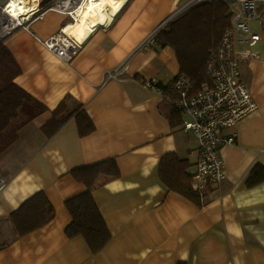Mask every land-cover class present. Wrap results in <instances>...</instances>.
<instances>
[{
  "label": "crops",
  "instance_id": "1",
  "mask_svg": "<svg viewBox=\"0 0 264 264\" xmlns=\"http://www.w3.org/2000/svg\"><path fill=\"white\" fill-rule=\"evenodd\" d=\"M9 1L0 0L2 11ZM191 1L126 0L70 64L43 45L71 22L47 11L50 3L42 18L25 20L27 28L4 39L21 69L16 83L48 112L0 153V173L8 183L0 194V264H264V182L246 187L251 171L264 167V13L252 23L261 41L237 47L258 109L234 128L236 143L221 149L225 181L205 191L204 204L198 205L160 179L165 155L188 161L194 174L199 151L183 128L184 118L177 113L181 123H172V109L144 86L150 80L167 85L180 73L176 52L157 43L141 46L167 20L171 24L195 7ZM123 63L128 67L123 79L108 80V72ZM67 97L83 105L95 131L81 135L72 118L48 138L42 128ZM108 159L116 160L120 177L97 189L94 199L110 241L93 253L84 238L66 234L72 222L66 202L86 191L72 171ZM40 192L55 217L22 236L15 226L19 212Z\"/></svg>",
  "mask_w": 264,
  "mask_h": 264
},
{
  "label": "trees",
  "instance_id": "2",
  "mask_svg": "<svg viewBox=\"0 0 264 264\" xmlns=\"http://www.w3.org/2000/svg\"><path fill=\"white\" fill-rule=\"evenodd\" d=\"M43 0L37 16L43 12ZM230 0H217L191 8L174 22L160 29L155 38L162 48L171 47L176 52L180 76L196 82L198 88L207 82V65L212 51L220 44L223 35L231 28ZM2 9L0 8V14ZM21 74L20 66L12 53L0 40V153L12 147L20 138V132L48 108L22 89L16 79ZM170 82V83H171ZM165 84L160 83L162 88ZM75 118L81 135L95 131V125L82 104L67 97L52 112L51 120L42 128L46 137L56 135L64 125ZM169 119L180 124L179 115L171 110ZM190 164L176 154L164 156L160 164V179L171 191H176L198 205L204 204L206 195L193 187L194 174L189 173ZM74 179L85 185L86 191L66 202L72 222L66 228L69 238L82 237L93 253L102 251L110 241V232L94 199V192L108 182L120 177L115 159L77 168L72 171ZM264 182V167L256 166L246 180V187L253 188ZM16 228L20 235H27L42 228L55 217V210L45 193L30 198L19 212ZM22 214H24L22 216Z\"/></svg>",
  "mask_w": 264,
  "mask_h": 264
},
{
  "label": "built area",
  "instance_id": "3",
  "mask_svg": "<svg viewBox=\"0 0 264 264\" xmlns=\"http://www.w3.org/2000/svg\"><path fill=\"white\" fill-rule=\"evenodd\" d=\"M217 0H192L190 6L211 3ZM83 0H56L47 11L59 13L71 22L82 7ZM231 28L223 35L220 44L212 51L207 65V82L200 88L186 76L160 86L157 80L145 81L144 86L161 95L162 100L176 113L186 119L183 128L195 136L199 147V160L193 178V187L199 193L225 181V164L221 149L237 140L236 125L253 114L258 105L243 79L238 45L253 47L261 41L260 34L252 30V23L260 22L264 13V0H230ZM40 11V10H39ZM38 11V12H39ZM5 13V9H4ZM0 14V40L12 35L19 28H27V21L5 19ZM44 16L40 13L37 19ZM8 20H11L9 23ZM172 21V20H171ZM167 20L143 42L141 48L155 43L159 30L168 25ZM168 23V24H167ZM43 41L46 49L59 60L70 64L79 55L83 46L70 39L64 32ZM244 54L249 55L245 51ZM128 70L123 63L108 72V80L120 81ZM0 173V194L7 187Z\"/></svg>",
  "mask_w": 264,
  "mask_h": 264
},
{
  "label": "bare ground",
  "instance_id": "4",
  "mask_svg": "<svg viewBox=\"0 0 264 264\" xmlns=\"http://www.w3.org/2000/svg\"><path fill=\"white\" fill-rule=\"evenodd\" d=\"M41 0H10L6 4L3 18L29 20L35 16ZM126 0H83L82 7L76 11V22H69L64 33L80 46L100 28L107 27L124 9ZM10 23L11 20H8Z\"/></svg>",
  "mask_w": 264,
  "mask_h": 264
},
{
  "label": "rangeland",
  "instance_id": "5",
  "mask_svg": "<svg viewBox=\"0 0 264 264\" xmlns=\"http://www.w3.org/2000/svg\"><path fill=\"white\" fill-rule=\"evenodd\" d=\"M54 3V2H53ZM53 3H51V4H53ZM50 4V5H51ZM181 15H183V14H181ZM180 16V15H179ZM67 18V17H66ZM68 20H71L70 18H68ZM184 122H186V119L184 118ZM192 138V140H191V143L193 144V148H195V147H199V144H198V141L195 139V137H193V135L192 134H189ZM190 160H191V162H194L195 160H196V157L195 156H193V157H191L190 158Z\"/></svg>",
  "mask_w": 264,
  "mask_h": 264
},
{
  "label": "water",
  "instance_id": "6",
  "mask_svg": "<svg viewBox=\"0 0 264 264\" xmlns=\"http://www.w3.org/2000/svg\"><path fill=\"white\" fill-rule=\"evenodd\" d=\"M4 13V11H2V13L1 14H3Z\"/></svg>",
  "mask_w": 264,
  "mask_h": 264
}]
</instances>
